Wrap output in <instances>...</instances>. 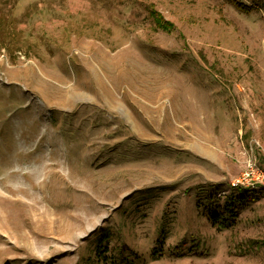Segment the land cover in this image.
Instances as JSON below:
<instances>
[{"label": "rangeland", "instance_id": "374dc122", "mask_svg": "<svg viewBox=\"0 0 264 264\" xmlns=\"http://www.w3.org/2000/svg\"><path fill=\"white\" fill-rule=\"evenodd\" d=\"M250 152L264 0H0V264H264V182L218 209Z\"/></svg>", "mask_w": 264, "mask_h": 264}, {"label": "bare ground", "instance_id": "6f19581e", "mask_svg": "<svg viewBox=\"0 0 264 264\" xmlns=\"http://www.w3.org/2000/svg\"><path fill=\"white\" fill-rule=\"evenodd\" d=\"M83 48H87V47H83ZM95 81L98 84L100 83V79H99L98 76H96ZM76 95H78V94L73 92V91H71V90H64V93L58 95V97H59L58 102H61V103L68 102L69 100L74 98ZM80 96H84L85 97V94L84 93H80ZM46 166H48V164L45 165L43 168H46ZM39 170H38V168L33 169L31 171V173H30L31 176H35ZM47 172H49V171H47ZM3 189L6 190L5 187H3ZM1 190H2V188H0V195L2 194ZM13 190L16 193H18L19 196L28 197V203H30L31 206H32L31 210H32V212H33V214L35 216V222L37 224L44 222V223L47 224L48 230L53 229L52 227H54V223L56 221V217H54L53 214L49 213L47 211V209L40 208L39 207L40 206L39 200H34L33 196L30 194V192H28V193L25 192V191L23 192L22 190H25V187L23 185L15 186V187H13ZM10 196H13V194L10 193ZM10 211H11V209L7 210L5 205L0 202V229L5 231L8 235L15 234V231H14L15 230V226L11 223V220H10L9 215H8V213ZM77 226H78L77 224L73 225V224L63 220V218H61L60 222L58 224L57 231L59 233H61L62 235L65 234L66 237H72V232H73L74 228L77 227Z\"/></svg>", "mask_w": 264, "mask_h": 264}, {"label": "built area", "instance_id": "2783aa9c", "mask_svg": "<svg viewBox=\"0 0 264 264\" xmlns=\"http://www.w3.org/2000/svg\"><path fill=\"white\" fill-rule=\"evenodd\" d=\"M246 169L241 174V177L236 179L231 185L253 186L257 182H264V171L257 166L255 158L250 152L246 161Z\"/></svg>", "mask_w": 264, "mask_h": 264}, {"label": "trees", "instance_id": "16d2710c", "mask_svg": "<svg viewBox=\"0 0 264 264\" xmlns=\"http://www.w3.org/2000/svg\"><path fill=\"white\" fill-rule=\"evenodd\" d=\"M154 15L156 16V14L154 13ZM158 16V15H157ZM161 17L160 16H158V17H155V21H156V23L161 27V28H163V29H165V30H170L171 28H172V26H173V24L170 22V21H161V19H160ZM242 190H244V191H247V190H245V188H243L242 186H232L231 187V190H230V192H229V194H228V198H229V202H227V201H225L224 203H223V207H221V206H218V209H223L224 207L225 208H230V211H232V212H234L235 211V207L237 206V204L238 205H240L241 204V202H242V200H243V198H244V195H246V194H244V193H242ZM239 193V194H238ZM238 194V195H237ZM233 201H234V204H232L233 203ZM231 202V203H230ZM232 205V207H233V209L231 210V206ZM224 208V209H225Z\"/></svg>", "mask_w": 264, "mask_h": 264}]
</instances>
